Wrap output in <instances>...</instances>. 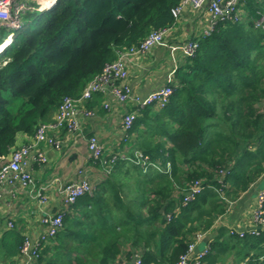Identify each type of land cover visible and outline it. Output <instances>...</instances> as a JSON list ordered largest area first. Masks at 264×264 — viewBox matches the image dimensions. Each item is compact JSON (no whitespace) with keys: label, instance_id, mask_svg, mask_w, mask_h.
I'll list each match as a JSON object with an SVG mask.
<instances>
[{"label":"trees","instance_id":"1","mask_svg":"<svg viewBox=\"0 0 264 264\" xmlns=\"http://www.w3.org/2000/svg\"><path fill=\"white\" fill-rule=\"evenodd\" d=\"M53 1L45 0L42 7ZM180 1L56 0L49 9L25 13L22 29L12 33L10 44L0 45V164L15 148L17 135L31 137L39 125L52 122L61 100L79 98L116 58L117 49L139 44L152 30L170 28L171 9ZM243 6L249 13L245 22L218 21L208 35L192 39L198 48L175 72L165 108L136 111L130 132L139 135L127 158L135 160L134 149L151 165L143 169L115 158L104 179L110 194L95 191L79 198L71 207L86 204L96 210L80 211L78 219L65 212L62 229L41 250L38 264H108L127 242L142 245L140 264H175L191 242L187 223L193 216L223 211L217 204L204 211L218 196L219 171L226 174L223 184L233 180L235 191L252 182L247 172L264 160L259 109L264 102V0H245ZM7 34L1 30L0 42ZM197 179L209 187L182 205L183 191ZM113 205L123 214L119 219L104 210ZM93 212H103L104 225L86 230L84 220ZM216 232L205 264L244 249L240 257L247 258L246 264H264V229L242 238L227 235L224 228Z\"/></svg>","mask_w":264,"mask_h":264},{"label":"crops","instance_id":"2","mask_svg":"<svg viewBox=\"0 0 264 264\" xmlns=\"http://www.w3.org/2000/svg\"><path fill=\"white\" fill-rule=\"evenodd\" d=\"M41 5L40 3L38 7L43 10ZM248 15V10L242 5L238 15L239 21L245 22L249 18ZM257 21L260 22L261 19ZM211 24L212 18L205 7L201 9L185 7L169 28L163 44L152 48L146 54L135 55L128 60V75L124 84L128 86L132 95L142 99L162 87L166 83L167 74L173 67L170 49L175 50V59L179 67L184 62L179 47L187 40L204 37L211 28ZM259 107L262 110L264 102ZM132 109L131 102L119 103L112 99L108 93H98L84 105H77V120L79 122L77 132L69 133L63 128L48 133L56 141L57 146L39 144L37 149L45 153L47 162L34 164L31 169L36 187H46L44 192L46 195L45 204L38 205L35 200L30 198L28 192L18 185L5 186L0 193V264H23V259L19 256V248L24 237L31 240L36 239L43 231V217L61 208L60 196L56 190L59 183L86 179L92 186V193L98 191L103 195L110 194L108 190L110 184L104 183V179L113 171L114 165H110L109 161L112 157L127 158L131 151L132 142L139 135L129 131L127 140H123L122 118L126 112ZM84 110L89 112L88 116L82 114ZM137 113L135 115H138ZM144 128V126H140L143 134ZM132 130L135 128L132 127ZM89 136H95L102 146L103 151L99 160H93L89 156L85 141ZM32 139V136L17 135L15 148L30 143ZM136 151L132 149L134 154ZM125 167L128 166L125 165ZM168 167L169 165H167V169ZM249 172L246 176L250 175L252 182L245 190L235 191L234 182L229 179L221 188L224 200L218 194L215 200H210L204 205V211H208L211 206L217 204L221 209L223 208L222 212L197 213L193 216L194 220L187 223V228L192 229L188 236L189 242L193 241L196 234L203 235L196 243L191 258H194L207 246L209 247L218 228H224L229 236L238 237V233L247 232L255 227L252 212L256 205L258 192L264 189V160L253 163ZM102 184H105L106 187H101ZM226 193H229L230 196L227 197ZM120 197L123 202H127L124 195H120ZM85 210L95 211L96 209L95 207H87L85 204L76 209L70 206L65 212H69L75 217L77 215L78 219L80 211ZM104 210L107 214L111 212L113 218L116 219L123 215L119 212V208L114 205ZM102 214L103 212L90 213L91 218L84 220L85 229L104 225L100 224V220H103ZM9 222L13 223L12 228L8 226ZM231 231L233 232L232 235L229 234ZM88 237L92 236L88 235ZM245 250H240L237 255V250L219 255V260L215 264H242L247 260L246 257H240ZM143 251L141 244L133 247L130 242H127L121 246L120 253L115 259L108 264H129L134 261L135 257H140ZM250 253L253 252L250 251ZM204 259L203 264H205Z\"/></svg>","mask_w":264,"mask_h":264},{"label":"built area","instance_id":"3","mask_svg":"<svg viewBox=\"0 0 264 264\" xmlns=\"http://www.w3.org/2000/svg\"><path fill=\"white\" fill-rule=\"evenodd\" d=\"M41 1L45 0H0V32L5 29L9 33L0 42V45L8 40L9 43H11L12 33H17L22 29L23 16L25 13L35 9L41 11L40 7L35 8L34 6V4L39 6ZM244 1L245 0H181L177 6L171 9V15L175 21L182 10L187 6L194 9L205 7L212 18L211 28L204 35L206 36L218 21L239 20V10ZM168 31L169 28L152 30L139 44L117 49L115 52L116 58L112 62L107 63L103 67L101 73L87 83L79 98L73 99L71 97H64L57 107L53 121L39 125L32 136V141L17 148H13L4 162L0 164V193L5 186L10 187L18 185L25 189L30 198L35 200L38 205L41 206L45 204L46 195L44 192L46 187H36L31 174V169L34 164H45L47 162L45 153L37 149V146L41 143L54 147L57 146L56 141L48 135L50 131L64 128L69 133L77 132L79 130L77 105H84V103L90 101L95 94L108 93L112 99L119 103H132L133 109L124 114L121 122V127L124 132L123 140H127V134L131 129L138 109L152 107L158 111L165 108L172 94V82L174 80V74L178 69L175 59V50L170 49L169 51L173 67L167 74L166 83L159 89L139 99L132 95L128 86L124 84V81L128 75V60L135 55L146 54L152 48L163 44ZM197 48V41L187 40L179 47V50L183 59H190L194 57ZM261 112L264 118V107ZM82 114L88 116L89 112L84 110ZM85 141L90 158L99 160L103 149L97 138L95 136H89ZM138 157L141 159L143 165L140 163L138 164L143 168L151 165L142 154H139ZM136 158L137 157H135V160ZM224 173L225 172L222 170L219 171V179L217 181L220 187L215 189L223 200L221 188L223 187L222 177ZM206 187L209 186L199 179L188 183L187 188L182 193L181 204L187 205L195 200ZM56 190L60 196L61 208L43 217V231L36 239L31 240L28 237H24L19 248V256L23 259V264H38L41 250L48 245L62 229V221L66 209L72 206L79 198L84 195H90L93 191L91 184L86 179L75 182L59 183ZM252 217L255 227L247 232L238 233V237L242 238L246 234L256 236L260 229H264V189L260 190L256 196V205L253 209ZM168 218L170 217L167 216V219ZM8 226L12 228L13 223L9 222ZM229 234L232 235L233 232L231 231ZM202 237V234H196L193 241L188 244L186 253L180 256L178 262L175 264H203L202 261L209 252L208 246L202 252L194 256V258L190 257L196 243ZM129 264H140V257H135L134 261ZM242 264H246V262Z\"/></svg>","mask_w":264,"mask_h":264},{"label":"rangeland","instance_id":"4","mask_svg":"<svg viewBox=\"0 0 264 264\" xmlns=\"http://www.w3.org/2000/svg\"><path fill=\"white\" fill-rule=\"evenodd\" d=\"M42 6V5H41ZM43 9H45V8H43ZM4 49H1L0 48V53L3 51ZM139 154H141L140 152H138V151H136L135 152V157H137L136 158V160H131V159H129V158H125V157H122V159H125V161L127 162V164H130V163H133V164H135V165H137L138 163H140L141 165H143L142 164V162H141V159L138 157L139 156ZM116 158V157H115ZM115 158L114 157H112L111 159H110V165H112L113 164V160H115Z\"/></svg>","mask_w":264,"mask_h":264},{"label":"water","instance_id":"5","mask_svg":"<svg viewBox=\"0 0 264 264\" xmlns=\"http://www.w3.org/2000/svg\"><path fill=\"white\" fill-rule=\"evenodd\" d=\"M55 3H56V0H54V1H53V3H52V5H51V7H52V6H54V5H55ZM9 44H10V43H9Z\"/></svg>","mask_w":264,"mask_h":264},{"label":"clouds","instance_id":"6","mask_svg":"<svg viewBox=\"0 0 264 264\" xmlns=\"http://www.w3.org/2000/svg\"><path fill=\"white\" fill-rule=\"evenodd\" d=\"M52 7H53V6H52ZM49 8H51V6H50ZM49 8H45V9H49ZM8 45H9V44H8ZM5 48H6V47H5ZM1 53H2V52H1ZM1 53H0V54H1Z\"/></svg>","mask_w":264,"mask_h":264},{"label":"bare ground","instance_id":"7","mask_svg":"<svg viewBox=\"0 0 264 264\" xmlns=\"http://www.w3.org/2000/svg\"><path fill=\"white\" fill-rule=\"evenodd\" d=\"M41 3L44 4L43 1H41Z\"/></svg>","mask_w":264,"mask_h":264}]
</instances>
